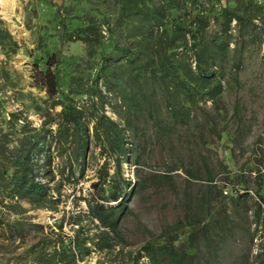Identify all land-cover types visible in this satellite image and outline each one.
Segmentation results:
<instances>
[{
	"label": "rangeland",
	"instance_id": "obj_1",
	"mask_svg": "<svg viewBox=\"0 0 264 264\" xmlns=\"http://www.w3.org/2000/svg\"><path fill=\"white\" fill-rule=\"evenodd\" d=\"M237 2L0 0V264H134L144 244L186 210L205 221L197 209L204 198L213 210V239L204 245L203 263L261 264L264 21L240 31L234 20L222 49L221 12ZM155 7L169 26L180 16L176 39L150 20ZM200 17L198 37L215 58L223 88L214 99L195 93L191 121L183 125L175 117L179 101L159 81L150 74L141 85L134 80L151 57L145 50L161 44H181L171 55L196 71V50L183 35ZM125 48L145 52L133 63ZM111 121L123 129L130 159L109 147L104 132ZM41 167L42 193L34 195ZM123 178L138 189L119 210L118 232L104 239L91 205L117 206L103 197ZM223 221L234 231L225 235ZM148 263L147 256L139 262Z\"/></svg>",
	"mask_w": 264,
	"mask_h": 264
},
{
	"label": "trees",
	"instance_id": "obj_2",
	"mask_svg": "<svg viewBox=\"0 0 264 264\" xmlns=\"http://www.w3.org/2000/svg\"><path fill=\"white\" fill-rule=\"evenodd\" d=\"M236 7L225 8L222 12V18L226 24L224 30V39L220 42V47L223 49L228 45V40L226 36H230V26L231 23L236 20L238 28L242 31V27H256L257 19L264 21V0H238ZM151 11L152 17L150 20L157 21V25L161 26L162 33L168 38L173 37L176 39V35L179 30L183 29V23L180 16H174V25L169 26L164 24L160 18V10L154 8ZM205 21L204 17L194 18L191 22L190 28L187 34H190V39L187 38V34L183 37L186 39L185 46L196 50L197 54V70L195 71L193 67L189 64H183L180 60L176 59L171 55V52L177 47H183L181 44L174 48H167L162 44L159 45L157 49H146L150 51L151 57L147 58L145 61L142 60L141 69L137 70V78L134 80L135 84L141 85L142 80L151 77L159 81L163 85V89L167 95H169L173 100L179 101L178 111L175 113V117L183 124H187L191 121V107L193 100H195V93L198 95L204 93L211 99L216 98L221 94L223 85L221 80H216L214 62L215 58L208 55V49L204 42L200 40L199 33L202 29V24ZM151 27V26H150ZM154 31L149 33L147 36L148 42L153 38ZM175 42V41H174ZM218 50V49H217ZM125 55L129 57L130 61L137 63L138 58H140V53L145 52L144 50H136L133 48H125ZM158 52V55L154 53ZM160 57V58H157ZM106 69V68H105ZM110 71H113L110 69ZM198 90V92L196 91ZM70 114V112H69ZM112 128L111 131H105L104 134L108 137V145L112 149V152L119 156L120 159H130V153L127 149V142L125 140V135L123 129L115 122L111 121ZM97 134H100V127L96 125ZM122 162H120L121 165ZM191 175L194 174L191 172ZM166 177V176H165ZM209 179L214 181L212 174L209 173ZM123 185L118 187V190L113 189L110 196H104L103 199L106 201H116L119 202L117 206H109L105 204L98 203L96 206L91 205V213L97 217L106 228L103 231L104 239L111 237L113 238L114 233L119 230V221L121 211H119L123 206L125 208V202L130 193L136 192L138 189V182H132L123 178ZM23 182L20 189L23 190L25 186ZM114 187V184H112ZM216 188L219 186H215ZM128 189H131L128 191ZM32 190L34 195H40L42 193L39 183L33 182ZM128 191V194H125ZM223 193V191H220ZM260 197L264 202V193L261 191ZM207 198L201 200L200 205L197 209H201L202 213L205 214V221H196L193 217L195 209H188L185 211L183 218H180L174 224L168 225L164 228L161 234L156 235L149 239L146 244L142 247V250L137 253L134 264H139L143 256L149 258L148 264H208L203 263V259L206 258L205 244H209L212 241V237L209 236L208 231L211 224H213V210L210 206ZM95 208L101 210L100 214H95ZM123 208V209H124ZM231 210V212L229 211ZM225 209V214L229 217L235 216V210ZM262 208L261 204L258 207L257 216L260 215ZM123 212V210H122ZM221 228L224 234L233 232L234 228H231L228 222L223 221ZM173 233H172V232ZM204 240V241H203ZM62 254L68 255L75 253L72 250L64 249ZM261 264H264V245L262 251L260 252ZM207 259V258H206ZM209 260V259H208Z\"/></svg>",
	"mask_w": 264,
	"mask_h": 264
},
{
	"label": "built area",
	"instance_id": "obj_3",
	"mask_svg": "<svg viewBox=\"0 0 264 264\" xmlns=\"http://www.w3.org/2000/svg\"><path fill=\"white\" fill-rule=\"evenodd\" d=\"M39 162L42 165V161L40 160ZM43 175H44L43 167H41L40 171H38V174H36L35 176V180L37 183H41L43 181Z\"/></svg>",
	"mask_w": 264,
	"mask_h": 264
},
{
	"label": "bare ground",
	"instance_id": "obj_4",
	"mask_svg": "<svg viewBox=\"0 0 264 264\" xmlns=\"http://www.w3.org/2000/svg\"><path fill=\"white\" fill-rule=\"evenodd\" d=\"M4 5H10L13 3V0H1Z\"/></svg>",
	"mask_w": 264,
	"mask_h": 264
}]
</instances>
